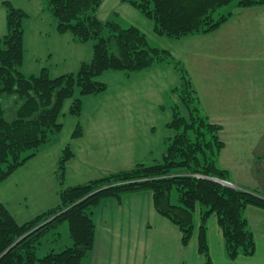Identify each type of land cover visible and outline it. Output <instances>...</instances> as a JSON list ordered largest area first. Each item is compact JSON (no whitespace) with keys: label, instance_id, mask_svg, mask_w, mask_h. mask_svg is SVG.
Masks as SVG:
<instances>
[{"label":"trees","instance_id":"obj_1","mask_svg":"<svg viewBox=\"0 0 264 264\" xmlns=\"http://www.w3.org/2000/svg\"><path fill=\"white\" fill-rule=\"evenodd\" d=\"M57 19L59 33H71L80 42L94 41L92 61L81 64L78 72L53 77L47 68L39 74L22 71L25 49L24 21L30 15L14 3L6 4L8 32L0 37V183L36 156L42 148L57 143L63 132L64 105L74 97L76 87L82 95H98L107 83L97 79L108 70L143 71L157 62L172 63L180 74L178 93L188 114L174 106V118L167 123L175 131L165 140L161 160L139 162L131 168L113 171L76 185H65L68 161L75 157L69 143L62 151L56 177L60 203L33 219L17 220L5 203H0V264H81L94 248V214L107 198L123 200L138 191L153 192L160 214L174 221L182 231L184 245L195 233L200 209L199 252L213 264L210 251L209 220L215 215L222 228L229 259L254 256L257 239L244 215L248 207L264 210V195L257 189L228 186L215 179L230 180V170L218 165L225 141L222 124L202 116L187 68L167 48L152 46L148 36L136 25L123 27L115 19L102 20L97 10L105 0H44ZM130 2L155 21V30L173 39L211 33L228 21L232 13L215 18L214 12L233 0H122ZM245 8L264 6V0H238ZM83 100L75 97L69 113L78 118ZM84 134L77 122L73 138ZM176 189L179 200H173ZM69 224L73 242L62 250L51 249L39 256L46 236L60 234L59 227Z\"/></svg>","mask_w":264,"mask_h":264},{"label":"rangeland","instance_id":"obj_2","mask_svg":"<svg viewBox=\"0 0 264 264\" xmlns=\"http://www.w3.org/2000/svg\"><path fill=\"white\" fill-rule=\"evenodd\" d=\"M8 1L14 3L17 7L22 8L30 15V17L26 18L24 21L26 53L22 69L24 68L25 71L28 69L31 72L39 74L41 71L40 67L45 65L49 68V73H51L53 77H56L63 73H69V71H71L70 73L78 72L83 62L93 60L94 41L77 42L73 40L71 42V33H67V35L59 33L57 30V19L52 11L47 8V4L44 0ZM237 2L238 0H233L232 3L223 5L221 8L217 9L214 12L215 18L231 12L232 15L234 14L231 17L233 18V23L234 20L246 21V19H257L256 17L260 16V14H257L259 8L252 9L254 12L253 14L249 13V15H242L241 12L248 7L240 8V6L238 7L235 5ZM97 13L100 19L105 21L106 19H115L117 22L121 23L123 27L136 25L147 34L150 45L153 47L157 46L169 49L172 55L175 56L177 60H181L187 68L193 88L197 91L195 97L197 96V98H199L200 103L203 101V95H201L202 97L200 98L198 94L199 89H197L200 82H196L195 86L193 78L194 72L192 69L197 70L195 67H198V65L193 64L192 56H195L196 58L197 56H200L199 54L201 53H210L208 48L212 46V41L215 38L214 32L218 29L211 33L201 32L200 34H196L195 36H197V38H193V40L190 41L192 45L189 41L188 45L185 39L176 40L157 33L155 30V21L148 18L130 2H124L122 0H105L97 10ZM225 23L227 22H224V24ZM223 25L221 27L224 29L226 25ZM223 29L221 30L222 33L224 30H227V32L230 33L235 31L231 25L226 27V29ZM7 32L6 4H4V0H0V37ZM254 33H256V30ZM243 41L244 40L240 38L237 39L236 45L242 48ZM231 42L232 41L227 39L225 43H220L217 48L220 49V52L225 53L226 49L231 47V45L227 43ZM192 46H196L194 50H191V48H193ZM206 46H208V48ZM187 48L189 50H187ZM202 48L207 49L204 51ZM210 51L216 53V47L212 48ZM190 60L193 65L190 63ZM212 65H214L215 69H218V65L215 61L212 62ZM69 68L71 70H66ZM222 68L221 72L223 70ZM247 69L248 66L246 64L243 65V73H246ZM178 72L177 68L168 61L157 62L153 67L143 69V71L132 72L129 75L125 70H108L97 77V79L107 83V88L103 92L98 93V95L86 94L84 96L80 93V88L76 87L74 97L67 99L64 105V115L61 117L64 122V127L62 129L63 132L61 133L60 140L50 147L52 149H49V153L42 152L38 154L35 159L29 160L31 162H27V164L25 163L26 165L24 164V167L23 165L19 167V169L8 176V179L0 183V203H5L20 222L33 219V217L40 214V212L56 205L58 202V192L56 188H59V182L56 177L57 168L55 169V167H53L52 161L56 158L57 154H62L65 146L69 143L72 145L74 152L75 150L80 152L81 148L86 149L88 146H96L94 145V142L91 141V138L96 135L98 130H101V126L105 129H115L114 138H120L121 143H113L111 148L106 151V157L104 152H102V147H104V145L95 149L93 147L91 152L86 149V153H82V156L80 154L78 162H82L83 160L88 162L92 160L101 162L104 158L115 157L119 152L117 151L118 147L125 146V142H127L123 139L126 135L124 128H131L130 121L137 124L139 120L142 122V119H145L146 124L148 123L151 126H154L155 133H152L149 129H139L138 136L140 138V145H138V148H141L140 146L142 145H146L147 140L150 138L151 146L156 149V154H158L165 146L164 141L175 133L174 130L167 126V123L174 118V106L177 104L180 105L182 113L186 115L188 114L187 108L183 104L178 93L172 91L173 88L179 87L181 84V79L179 78L180 74ZM262 77L263 76L260 78ZM260 78H255L257 79L258 87L262 85L264 86V80H260ZM244 79L248 81V86L249 84H252L249 76L248 78L244 77ZM228 86L231 89H234V84H229ZM75 97H81L83 100V110L79 118L76 115L73 116L69 113L70 105ZM253 98L260 99L262 106H251L243 109L248 115L246 117L247 122H251L252 125L254 124L253 120L259 121L257 118H261V120L264 118V88H261L260 92H255V94L252 93V89L250 88L248 92L244 93L245 100ZM232 99L234 100L232 102H236L238 98L236 99L233 97ZM204 101L208 103L207 100L204 99ZM223 102L224 100L222 97H219L218 107H216L215 110L208 111L211 115H207L204 108H202V116L211 123L221 124V122H224L222 115H227L228 117L230 114L233 117H237L238 113L243 112L240 111V109L237 110L232 107L231 104L230 108L225 110ZM256 111H258V114H256ZM126 112H130V114L126 115ZM110 113H115V117L110 118L109 120H104L100 117V114L107 115ZM137 116L140 118L139 120L136 119ZM79 121L81 122L84 134L87 136L85 139L76 138V140L72 135L75 131L76 124ZM142 123H140L141 126H143ZM262 128H264V123L262 124ZM147 131L149 133L148 135L146 134ZM227 134L228 131L225 132L224 128L219 131L220 137L225 141V147L221 149L218 156V165L230 170L231 179L229 181L236 184V188L243 187L248 190H253L254 188L250 189L247 187V183L252 185L257 184L256 180L258 181L259 179V172L256 167L261 158L257 157V152L254 151L256 146L255 143H258V141L256 139L233 141L227 138ZM147 136H149V138H147ZM104 144L106 147L111 145V143L108 142ZM234 149L238 151L239 155L235 154ZM233 157L236 158L235 164L232 163ZM160 158L162 159V157ZM118 159L119 158H113V161L118 162ZM242 159H245L243 165L246 163L243 166L244 168L241 167ZM229 168H233L234 171L236 170L235 173ZM237 168L241 169L240 173H238L239 171ZM75 174V171L72 170V173H70L69 176L74 177ZM232 175L240 181L247 183L241 185L237 184L235 178L234 180L232 179ZM261 193L263 194L264 192L261 191ZM172 195L174 202L179 200V195L176 189H173ZM247 209L245 210L244 215L247 217L250 216L252 225L264 221V218L262 217V215L264 216V212L262 210L256 207H249ZM254 210H257L262 214L261 218L255 220L254 212H251ZM59 231L60 234L57 236H46L42 244L39 246V256L46 255V253L53 248H55L56 251L62 250L65 248V244L72 243L69 235L68 223H63L59 227Z\"/></svg>","mask_w":264,"mask_h":264},{"label":"crops","instance_id":"obj_3","mask_svg":"<svg viewBox=\"0 0 264 264\" xmlns=\"http://www.w3.org/2000/svg\"><path fill=\"white\" fill-rule=\"evenodd\" d=\"M235 5L238 6L236 3ZM257 8H259L257 14H260L259 17H256L257 19H246V21L241 20L242 22L234 20L232 23L233 18L231 17L234 14L231 15L230 19L226 21L227 23H223V26L226 25L224 28L226 29V27L231 25L235 31L230 33L227 32V30H224L223 27L218 28V30L214 32L215 38L212 41V46L210 48L206 46L210 53H198L200 56H197L196 58L195 56H192L193 64L198 65V67H195L197 70H192L194 72L193 78L195 86L196 82H200L199 87H196L199 89V97L201 98V95H203V101L200 103L201 111L202 108H204L207 115H211L208 111L215 110L216 107H218L219 97H222L224 100L223 107L225 110L230 108L231 104V106L237 110L240 109V111H243L238 113L237 117H233L230 114L228 117L227 115H222L224 122H221V124L224 125L225 132L228 131L227 138L233 141H247L251 139H256L258 141V143H255L256 146L254 148V151L257 152V157L261 158L256 167L259 172V179L258 181L256 180L258 185H252L240 181L234 175H232V179L234 180L235 178L237 184L241 185L247 183L248 186H246L248 188H254L264 192V128H262L264 118L261 120V118H257L256 115L255 117L259 121L253 120L254 124L252 125L251 122H247L246 117L248 115L243 110L251 106H262L260 99H244V93L248 92L249 88L252 89V93L254 94L255 92H260L261 88H264L263 85L258 87L257 79H255L256 77L260 78L263 76L260 80H264V6L259 5L257 7H248L242 11L241 14H253L254 12L252 9ZM222 29L224 30L223 33L221 32ZM255 30L256 33H254ZM61 34L67 35V33ZM71 37V42L73 40L78 42L73 34H71ZM193 38H197V36L188 35V37L177 39H185V41H187L186 43H188V41L190 42ZM239 38L244 40L242 42V48L236 45L237 39ZM227 39L232 41L231 43H227L230 44L231 47H228L226 52L222 53L217 47L220 43H225ZM195 47L196 46L191 48V50H194ZM214 47H216V53L210 51ZM207 48L202 49L205 51ZM187 50L189 49L187 48ZM213 61L217 63L218 69H215L214 65H212ZM245 64L248 66L247 74L245 72L243 73V65ZM40 68L41 70L43 68L49 69L45 65ZM221 68L223 69L222 72ZM66 70L71 69L69 68ZM22 71L26 74H36L28 69L25 71L24 68ZM70 72L71 71H69V73ZM248 76L252 83L249 84V86L247 85L248 81L244 79V77L248 78ZM229 84H234V89H231L228 86ZM233 97L236 99L238 98L236 102H232L234 101L232 99ZM204 99L207 100L208 103H206ZM114 114L115 113L107 115L100 114V117L104 120H109L110 118L115 117ZM125 114L128 115L130 112H126ZM256 114H258V111H256ZM136 119L139 120L140 118L137 116ZM142 122L139 120L136 124L130 121L131 128H124L126 135L123 139L127 142H125V146L118 147L117 151L119 152L115 157L104 158L101 162L94 160L89 162L84 160L78 162L80 154L82 156V153H86V149L91 152L93 147L95 149L104 145V147H102V152H104L106 157V151L111 148L113 143H121L120 138H114L115 129H105L101 126V130H98L96 135L91 138V141H93L96 146H88L86 149L81 148L80 152L75 150V157L68 161L65 185H76L78 183L87 182L90 179L99 178L105 174L113 173V171L131 168L139 162L153 163L161 160L160 157L163 158L166 151V143H164L165 146L163 145L164 147L162 150L156 154V149L151 146L150 138L147 136L149 139L147 140L146 145H142L140 146L141 148H138V145H140V138L138 136L139 129H149L152 133H155L154 126H151L148 123L146 124L145 119H142ZM140 123H142L143 126H141ZM146 134H149L148 131ZM86 136L87 135L83 134L81 137L77 138L85 139ZM106 142L111 143V145L106 147L104 144ZM53 144L42 148L38 154L42 152L49 153V149H52L50 147L53 146ZM234 151L236 155H239L237 150L234 149ZM38 154L30 160L35 159ZM61 155L62 154H57L56 158L52 161V165L55 169L59 166L58 161ZM113 158H119L118 162H114ZM235 162L236 158L233 157L232 163L235 164ZM244 162L245 159H242L241 167L246 164L243 165ZM25 165H23V167ZM229 169H231L233 173L236 171H234L233 168ZM72 170L76 173L74 177L69 176L70 173H72ZM237 170L239 171L238 173L241 172L240 168H237ZM56 189L58 192L57 205L60 203V199L59 188ZM95 210L94 218L95 222H97L95 246L92 251L84 256L81 264H207L204 255L199 252L198 236L199 225L201 223L200 209L195 217V233L190 240L191 242L186 245H184L182 241V231L179 226L163 214H160L155 207V197L151 190L127 194L123 200H119L115 197L107 198L102 205ZM262 211L264 212V210ZM43 212H40V214ZM251 212H254L255 220L261 218L262 214L257 210ZM262 217L264 218L263 215ZM248 219L250 227H252L255 238L257 239V252L254 256L240 255L231 260L225 251V240L222 228L218 225V219L215 215L211 216L208 229L213 264H264V221L252 225L250 216H248ZM69 244H71V242ZM69 244H65V247L69 246Z\"/></svg>","mask_w":264,"mask_h":264},{"label":"water","instance_id":"obj_4","mask_svg":"<svg viewBox=\"0 0 264 264\" xmlns=\"http://www.w3.org/2000/svg\"><path fill=\"white\" fill-rule=\"evenodd\" d=\"M217 181H219V182H222L223 184H225V185H228V186H233V187H237L233 182H231V181H226V180H223V179H217Z\"/></svg>","mask_w":264,"mask_h":264}]
</instances>
